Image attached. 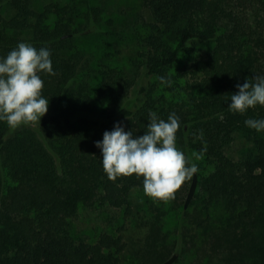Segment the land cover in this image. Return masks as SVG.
Returning a JSON list of instances; mask_svg holds the SVG:
<instances>
[{"label": "trees", "instance_id": "1", "mask_svg": "<svg viewBox=\"0 0 264 264\" xmlns=\"http://www.w3.org/2000/svg\"><path fill=\"white\" fill-rule=\"evenodd\" d=\"M97 2L0 0V56L20 41L47 47L56 73L41 74L49 105L40 122L15 130L0 122V264H160L171 256L160 209L130 245L123 227L88 241L71 226L80 206L96 202L134 217L131 193L142 178L110 180L95 142L118 121L143 135L149 111L180 117L177 147L199 167L197 207L184 215L200 230L204 257L264 264V133L244 125L264 118V107L227 108L238 83L264 75V0H139L151 20L127 33L131 53L122 59L110 50L96 56L81 41L98 30L105 6Z\"/></svg>", "mask_w": 264, "mask_h": 264}, {"label": "clouds", "instance_id": "2", "mask_svg": "<svg viewBox=\"0 0 264 264\" xmlns=\"http://www.w3.org/2000/svg\"><path fill=\"white\" fill-rule=\"evenodd\" d=\"M41 74L56 75L47 47L37 49L20 41L6 56H0V122L6 123L10 130L40 122L47 113L49 100L42 95ZM160 81L169 87L172 83L164 77ZM236 88L238 91L227 102L229 112L245 114L258 105L264 107V75L246 79ZM244 125L264 133V118H247ZM180 126V117L175 112L163 119L155 111H149L141 136L126 131L122 121L115 122L113 129L105 131L102 140L95 142L103 171L110 180L135 174L137 179L142 178L146 196L156 201L174 199L182 184L199 173L198 165L177 147L176 133ZM202 136L200 133L198 138Z\"/></svg>", "mask_w": 264, "mask_h": 264}, {"label": "rangeland", "instance_id": "3", "mask_svg": "<svg viewBox=\"0 0 264 264\" xmlns=\"http://www.w3.org/2000/svg\"><path fill=\"white\" fill-rule=\"evenodd\" d=\"M53 1L70 2V0H33V4L34 7H39ZM94 1H98L97 4H104L105 10L98 30L81 39L83 45L90 47L96 56L107 50L113 51L118 59L130 55L131 44L128 42L129 38L125 37L136 24L151 20L149 11L142 7L139 0ZM108 18L111 19L110 26ZM121 37L127 40L126 44L120 39ZM239 142L241 139L234 142L235 145L229 149V152L234 154L231 150L238 146ZM190 184L191 182L187 183L185 190H181L176 202L169 199L161 204L146 196L143 189L134 190L131 193V202L136 209L134 217H125L121 210L98 202L92 206L82 205L71 220L72 230L88 241H93L104 231L115 234L123 227L124 237L130 245L132 241L139 242L144 237L147 231L142 222L151 219L160 209L165 213L162 215V231L167 234L168 244L172 247L170 255H176L171 264H218L219 258L216 255L211 259L204 257L200 230L184 215L186 212L193 214V210L197 207V200L192 201L196 193V185L191 199L186 206L184 204ZM183 186L184 184L181 187ZM126 256H129L127 252ZM126 260L128 261L127 258L124 261L127 262Z\"/></svg>", "mask_w": 264, "mask_h": 264}, {"label": "water", "instance_id": "4", "mask_svg": "<svg viewBox=\"0 0 264 264\" xmlns=\"http://www.w3.org/2000/svg\"><path fill=\"white\" fill-rule=\"evenodd\" d=\"M195 185H196V177L194 176L192 181H191V184H190V187H189L186 199H185V203H184L185 206L187 205V203L189 202V200L191 199V197L193 195ZM175 258H176V255H171L167 260H165L164 262H162L160 264H171L175 260Z\"/></svg>", "mask_w": 264, "mask_h": 264}]
</instances>
